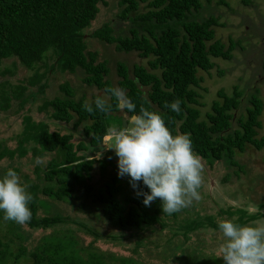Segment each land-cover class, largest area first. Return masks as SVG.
Instances as JSON below:
<instances>
[{
  "label": "trees",
  "instance_id": "1",
  "mask_svg": "<svg viewBox=\"0 0 264 264\" xmlns=\"http://www.w3.org/2000/svg\"><path fill=\"white\" fill-rule=\"evenodd\" d=\"M241 2L246 4L248 0ZM98 4H106V0H0V62L13 56L19 63L30 66L50 50L53 61L49 69L60 72L81 70V81L103 91L112 104L109 113H102L95 110L94 101L98 95L85 102L82 97H74L67 82L59 84L62 95L43 99L39 108H49L52 120L70 122L75 118L74 127L82 123L86 142L80 140L73 144L68 133L50 131L46 123L34 122L24 116L15 149L0 150V157L15 153L22 157L26 153L24 145L31 144L33 157L52 153L44 168L34 167V181L22 176L28 183L27 191L33 196L29 204L31 219L24 224L31 230L53 227L67 218L58 213L38 215V208L46 211L49 207L45 198L64 203L78 201V207L85 213H89L91 206L120 230H145L157 222L163 225L158 215L162 211L161 200L157 198L150 206H145L144 197L137 195V191H149L142 181L134 189L129 176L121 179L114 173L105 174V168L114 156L111 151H106L99 159L77 153L98 147L111 123H115L118 130L123 128L131 115L139 114L141 106L159 112L173 136L190 134L193 151L208 165L223 158L237 165L234 156L247 146L264 149V133L257 135V129L264 127V121L262 124L259 119L263 102L257 94H249L242 103V91L233 85L229 92L217 90V98L211 100L203 117L195 106L198 101L193 87L200 80L196 71L211 69L213 58L230 59L233 50L232 41L225 46L214 38L212 27L219 24L216 17L210 13L206 17L197 15L202 6L200 0H117L120 9L116 16L128 21L127 34L114 35L107 22L90 32L89 36L113 44L117 51H136L139 57L146 59L147 67L133 64L128 69L122 62L115 65L116 87L124 89L136 105L133 113L122 112L116 107L115 98L106 91L114 86L104 78L108 72L105 61L97 60L96 51L86 49L82 30L96 17ZM139 4H143V11H138ZM41 78L36 74L30 77L29 84L38 83ZM45 87L43 81L37 87L38 92L42 93ZM23 88L19 86L14 95L21 96ZM177 99L181 101L179 113L166 107ZM0 101L6 108L5 93L0 95ZM19 103L22 105L24 98ZM85 103L93 105V113L83 108ZM95 161L101 173L98 186L90 182ZM261 208L264 203L254 212L234 208L236 217L232 221L243 225L262 217ZM226 213L231 215L232 212L227 209ZM204 218L205 223L191 219L180 225L182 233L185 235L204 224L219 229V222L210 216ZM13 224L14 221H5L4 213L0 211V264H105L100 252L89 243L81 246L70 230L44 234L31 249H27L21 243V234L12 229ZM77 224L86 233L95 235L96 232L84 223ZM109 236L119 238V235ZM190 260L193 264H219L210 259ZM120 264H134V260L123 258Z\"/></svg>",
  "mask_w": 264,
  "mask_h": 264
},
{
  "label": "rangeland",
  "instance_id": "2",
  "mask_svg": "<svg viewBox=\"0 0 264 264\" xmlns=\"http://www.w3.org/2000/svg\"><path fill=\"white\" fill-rule=\"evenodd\" d=\"M223 1L225 3H218L217 0H200L202 6L197 15L206 17L210 13L216 17L219 24L212 27L214 38L222 41L225 46L229 41L233 42L232 57L228 60L213 58L214 66L211 69L196 71L200 80L197 86L193 87L198 101L195 106L199 109L200 116L203 117L204 113L209 110L211 100L217 98V90L223 89L229 92L235 85L242 91V103L251 93L257 94L262 99L263 107L259 119L263 124L264 0H248L246 4L241 0ZM98 7L96 17L82 30L86 49L96 51L97 60L105 61L108 72L104 78L116 87L115 82L118 77L115 73V65L117 62L124 63L130 69L133 64H142L147 67L146 59L139 57L136 51H117L113 44H107L89 36L90 32L103 22L111 25L114 35L127 34L128 21L120 20L116 16L120 9L117 0H106V4H98ZM143 10V4H139L138 11ZM52 61L50 50L45 52L41 60L30 66L19 63L13 56L1 60L0 95L5 93L7 105L6 108L3 107L4 103L0 101V150L15 149L24 116H29L34 122L46 123L50 131L68 133L73 144L80 140L86 142L87 138L83 136L81 130L82 123L74 127L72 123L75 118L70 122L52 120L49 116L50 109H40L39 105L43 99L62 95L58 87L64 82L72 88L75 98L82 97L85 102H90L93 95L106 99L108 96L94 86L85 85L81 81L83 73L79 69L74 72L49 69ZM219 69L222 71L221 74L217 71ZM36 74L42 76L40 82L29 84L30 77ZM43 81L46 87L40 93L37 87ZM19 86H24V88L22 95L16 97L14 91ZM21 98H24L22 105L19 103ZM112 129L118 130L115 123H111L107 128L98 147L77 153L81 156L99 159L106 151H111L114 156L106 166L105 174L114 173L118 176V157L114 150L106 148L110 142V130ZM257 130V135L264 133L263 125ZM24 147L26 153L22 157L16 156V153L10 157H0V178L9 168H17L22 183L28 185L22 176L26 175L29 180L34 181V167L44 168L45 161L52 155V153L44 152L40 157H33L30 151L31 144H26ZM37 159L40 163H37ZM234 161L237 165L231 164L228 158L214 161L211 165L202 160L203 182L198 189L201 199L194 200L190 206L174 215L160 211L158 215L163 225L157 222L145 230L135 231L130 228L120 230L99 212L93 210L91 206L89 213H85L78 207V201L64 203L45 198L49 207L46 211L38 208L37 214L58 213L67 216L62 223L45 229L31 230L25 225L14 222L12 229L21 234V243L27 249H31L44 234L56 232V230L63 232L70 230L75 233L81 246L85 247L89 243L91 248L100 252L105 264H120L123 258L133 259L134 264H193L190 259L193 261L210 259V261L216 260L214 262L224 264L220 252L224 237L220 229H213L208 224H204L184 235L180 225L191 219H199L205 223L204 217L206 216L212 217L215 222L223 219L233 220L236 217L234 208H244L247 212H254L257 206L264 203V149L257 150L247 146L243 152L234 156ZM100 178L101 173L95 161L91 170L90 182L98 186L101 184ZM227 209L232 212L231 215L226 213ZM260 211L264 214V208ZM77 222L84 223L96 232L95 235L86 233ZM243 225H264V215ZM109 235H119V238H111Z\"/></svg>",
  "mask_w": 264,
  "mask_h": 264
},
{
  "label": "clouds",
  "instance_id": "3",
  "mask_svg": "<svg viewBox=\"0 0 264 264\" xmlns=\"http://www.w3.org/2000/svg\"><path fill=\"white\" fill-rule=\"evenodd\" d=\"M106 91L115 98L120 111L135 112L136 105L124 89L112 87ZM180 103L177 99L166 107L179 113ZM94 105L95 110L105 114L112 109L108 99L101 96H97ZM83 108L90 114L94 111L89 103ZM106 148L114 150L118 157V176H129L134 189L140 181L149 189L137 191L138 196L144 197L145 206L159 198L163 213L172 215L201 199L198 189L203 182L202 158L193 151L190 134L173 136L159 112L141 106L139 114L129 117L127 126L110 130ZM28 187L12 168L0 178V211L5 221L20 225L30 221L33 196ZM219 229L224 237L220 245L224 264H264V225L242 226L223 219Z\"/></svg>",
  "mask_w": 264,
  "mask_h": 264
}]
</instances>
